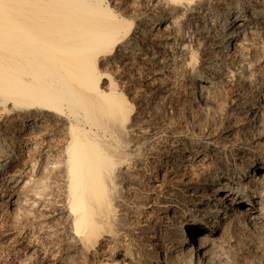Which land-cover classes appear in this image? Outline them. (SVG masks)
Segmentation results:
<instances>
[{
    "label": "bare ground",
    "instance_id": "6f19581e",
    "mask_svg": "<svg viewBox=\"0 0 264 264\" xmlns=\"http://www.w3.org/2000/svg\"><path fill=\"white\" fill-rule=\"evenodd\" d=\"M116 1L0 0V237L43 264L92 257L117 242L121 187L143 181L145 251L119 241L105 260L224 264L226 222L264 239V0ZM170 73L215 131L162 135L136 115L151 83L133 82ZM261 247L241 264H264Z\"/></svg>",
    "mask_w": 264,
    "mask_h": 264
},
{
    "label": "rangeland",
    "instance_id": "374dc122",
    "mask_svg": "<svg viewBox=\"0 0 264 264\" xmlns=\"http://www.w3.org/2000/svg\"><path fill=\"white\" fill-rule=\"evenodd\" d=\"M111 2H113V0H110ZM116 1V0H115ZM140 1H142V3L143 2H145V0H117L116 2V4H111V5H113L112 7H115L114 8V10L115 11H119V9H120V11H121V13H125V12H127V11H130V10H132V8H133V10H137V9H139L140 8ZM128 2V3H127ZM123 3V4H122ZM120 4V5H119ZM135 4V5H134ZM116 5V6H115ZM132 5V6H131ZM137 5H139V6H137ZM131 7V8H130ZM138 7V8H137ZM119 8V9H118ZM127 8V9H126ZM137 8V9H136ZM117 9V10H116ZM124 10H126V11H124ZM252 50L253 49H251L250 50V53L248 54V56L249 57H251L250 59H254L253 57H254V52H252ZM253 53V54H252ZM251 54V55H250ZM253 56V57H252ZM107 68H105L104 69V71L106 70ZM113 70V71H112ZM107 71H109V72H111V73H109V74H111V76L113 77V78H117L116 77V75H118V71H116L115 69H107L106 70V72ZM115 71V72H114ZM125 72V71H124ZM108 73V72H107ZM115 73V74H114ZM128 73V72H127ZM127 73H126V75H127ZM171 74V73H170ZM164 74V75H162L161 77H159V78H156V79H153V78H155V76L153 77V75L152 74H143V78L141 77V79L140 80H138L137 82H133L134 83V85H136V86H134L133 85V87H136V89H138V87H139V89H141L142 88V85L144 84V85H149L150 83V87H152L153 88V91H150L149 90V88L150 87H148V92H147V90H146V92L144 91V93H145V95H144V93H143V97H139V95H137L136 96V99H134V103H133V105L135 106L134 107V110H135V113H136V115H138V113H140L139 115H138V117H140V118H145V119H147V121H149L150 120V122L149 123H151L160 133H162V135H166V133H167V131H169V128L170 127H175V129L177 130V131H179V129L180 130H184V129H187V128H189V127H191L192 125V127H194V123L195 122H193V121H197L196 119H198V115H196V113H199V111H200V109H199V107L197 106V105H195V104H192L193 102L191 101V96L189 95V94H183V90H182V85H181V82H179V81H175L173 78H172V76H173V74ZM150 77H149V76ZM147 76V77H146ZM164 76H166V77H164ZM170 76V77H169ZM151 77H152V79H151ZM169 77V79L167 80V78ZM145 78V79H144ZM161 78V79H160ZM143 79V80H142ZM164 79V80H163ZM171 79V80H170ZM175 81V82H173V80ZM155 80V83L153 82ZM160 80H162V81H160ZM170 80V81H169ZM149 83H148V82ZM151 81V82H150ZM157 81H159V82H157ZM138 85H137V84ZM140 83V84H139ZM147 83V84H146ZM159 83V84H158ZM154 84V85H153ZM171 84V85H170ZM153 85V86H152ZM162 85V86H161ZM178 85V86H177ZM159 86V87H158ZM167 86V87H166ZM176 86V87H175ZM141 87V88H140ZM162 87V88H161ZM169 87V88H168ZM180 87V88H179ZM159 88H161V89H159ZM155 89V90H154ZM167 89V90H166ZM157 90V91H156ZM163 91V92H162ZM176 91V92H175ZM151 92V93H150ZM146 93H150L149 95L148 94H146ZM153 93V94H152ZM147 95V96H146ZM186 95V96H185ZM146 98H145V97ZM149 96V97H148ZM176 96V97H175ZM189 96V97H188ZM226 95H224V97H225ZM138 97L140 98V99H138ZM183 97H185V98H183ZM187 97V98H186ZM223 97V98H224ZM142 98H144V99H142ZM139 100V102H138V100ZM143 101H142V100ZM226 99V100H225ZM141 100V101H140ZM190 100V101H189ZM224 100H225V104L223 103L224 102ZM229 100V98L228 97H226V98H224V99H222V103H221V105H223V108L225 109V108H227L226 106H228V101ZM169 101V102H168ZM137 102V103H136ZM166 104H165V103ZM174 102V103H173ZM182 102V103H181ZM227 102V103H226ZM180 103V104H179ZM192 104V105H190V104ZM136 104H137V106H136ZM146 104V105H145ZM150 105V106H149ZM179 106H180V110H179ZM197 106V107H196ZM190 107V108H189ZM196 107V108H195ZM138 108V109H137ZM184 110H183V109ZM192 108V109H191ZM262 108L264 109V105L262 106ZM262 108H261V111H262ZM137 109V110H136ZM194 109V110H193ZM196 109V110H195ZM155 110V111H154ZM157 110V111H156ZM178 112H177V111ZM199 110V111H198ZM183 111H184V113H183ZM260 111V113H262ZM263 112H264V110H263ZM143 113V114H142ZM182 113V114H181ZM192 114V115H191ZM177 115V116H176ZM184 117H183V116ZM186 115V116H185ZM194 115V116H193ZM262 115H264V114H262ZM143 116H145V117H143ZM150 116V117H149ZM260 116H261V114H260ZM196 117V118H195ZM263 117V116H262ZM191 118L193 119V120H191ZM183 119H185V121L183 120ZM183 120V121H182ZM156 121V122H155ZM182 121V122H181ZM187 121V122H186ZM262 121L264 122V118H262ZM173 122V123H172ZM178 122V123H177ZM186 122V123H185ZM190 122V123H189ZM198 122V121H197ZM202 122V121H201ZM200 121L197 123V125H196V123H195V126H198V127H195L196 129H197V131H203V130H207V128H208V131H215V129L217 128L216 127V125L214 126V124L212 125V124H210V125H208V123H204V121L202 122V123H204V124H202ZM262 122V127L264 126V123ZM171 123V124H170ZM188 123V124H187ZM160 124V125H159ZM166 124V125H165ZM169 124V125H168ZM200 124L202 125V126H200ZM165 125V126H164ZM175 125V126H174ZM184 125V126H183ZM191 125V126H190ZM203 125H205L204 127H203ZM207 126V127H206ZM210 126H212V128L210 127ZM185 127V128H184ZM164 128V129H163ZM182 128V129H181ZM202 128V129H201ZM215 128V129H214ZM160 129H162V130H160ZM210 129V130H209ZM239 133H238V132ZM236 132L239 134H237L236 132H234V135H233V137H234V139L236 138V139H238V138H247V136L249 137V135H251L250 134V132L248 133H246L245 131L243 132H241V130H237ZM236 133V134H235ZM242 133H243V135H242ZM246 133V134H245ZM259 133V132H258ZM258 133H257V131L254 133V141L255 142H259V139H258ZM256 134H257V136H256ZM237 135H238V137H237ZM247 135V136H246ZM258 139V140H257ZM260 144V143H259ZM259 149H260V147H258ZM144 152V151H143ZM141 177V178H140ZM131 178V179H130ZM130 178H126L125 180H143L142 178V176H137L136 178L134 177V176H132V177H130ZM142 184V185H141ZM140 187H142V188H140L139 190H135V189H132V188H129V187H127V188H124V187H121V192L119 193L120 195H121V202L119 203V208L117 207V214H118V216L120 217V216H122V217H118L117 216V218H119V219H117V222H116V225L118 224V226H116V228L119 230V232H118V234L119 235H117V237H116V241L117 242H115V244L113 245H110V247H107L106 249H104L105 247H103V249H102V252H96V253H94L93 255H92V257L91 256H84V257H81L80 255V257L78 256V254H76V255H72V259L70 258V260L68 261V262H66V263H64V264H110L111 263V261L110 260H105V257L104 256H106L107 254H108V252H107V250L108 251H110V249H113L112 247H115V246H118L119 244L121 245L122 243H120V242H122L123 241V244L125 243L126 244V242H127V244L128 243H131L132 242V240H133V242L131 243L132 244V248H134V250L135 251H145V246H146V244H145V240L143 239V238H141L140 236H137V233H136V230H137V227L139 226V224L140 223H143L144 222V219H146L147 218V216H145V215H150V213H146V211L145 210H143L142 208L140 209V208H136V207H134V204H132V203H141V202H143L144 200H145V196H146V194L151 190L149 187H147L146 185H145V183L143 182V181H141V183H140ZM146 189V190H145ZM124 190V191H123ZM130 190V191H129ZM148 190V191H147ZM130 192V193H129ZM134 192H136V193H134ZM141 194H140V193ZM132 193H134L133 194V197H132ZM145 193V194H144ZM136 194V195H135ZM128 195V196H127ZM132 198H131V197ZM136 196V197H135ZM138 196V197H137ZM139 196H140V198H139ZM129 197H130V201H129ZM148 197H150V195L148 194ZM136 198H137V200H136ZM175 200H179L180 199V196L178 195H176L175 197ZM126 199V201H124ZM128 199V200H127ZM143 199V200H142ZM184 200H186V198H184ZM131 202V201H133V202H131V204L129 203V202ZM140 201V202H139ZM145 202V201H144ZM122 203H123V205H122ZM126 203H127V205H126ZM121 206V207H120ZM127 206V207H126ZM131 206V207H130ZM131 208V209H130ZM120 209H123V210H121L120 211V213H119V210ZM137 210V211H136ZM141 210V211H140ZM133 212V213H132ZM3 214H1V211H0V222L1 223H3L4 221V224L6 223L7 225H9V222L11 223V224H13V218H11L10 216V214L9 213H6L5 214V212H2ZM122 213V214H121ZM8 214L10 215V216H8ZM3 215V216H2ZM140 215V216H139ZM5 217V218H4ZM7 217V218H6ZM11 218V219H10ZM7 219H9V220H7ZM122 219V220H121ZM126 219H128V220H126ZM120 222H119V221ZM127 221V222H125V221ZM9 221V222H8ZM232 222H230V223H227L226 222V225H227V227H225V228H228V225H229V232L230 233H228L229 234V238L230 237H232V238H230V240L224 245V247L226 248H223L224 250H226V251H223V253L225 254L226 252H227V254H228V256H227V254L224 256V260L223 261H221V263H223V262H225L226 263V261H228L227 263L229 264H241L244 260H251V259H256V256H257V254H255V253H258V252H255V251H258V250H260L262 247V245L264 244V239L262 240L261 239V237H260V235L259 234H257V233H255V232H252V231H249L247 228H245V227H243L241 224H238L237 223V225L235 224L236 222H234L233 220H231ZM8 222V223H7ZM19 222V221H18ZM23 222H21L20 224H22ZM122 223V224H121ZM234 223V224H233ZM15 224V223H14ZM232 224V225H231ZM3 225V224H2ZM236 225V226H235ZM241 225V226H240ZM123 226V227H122ZM233 226H235V227H233ZM240 226V227H239ZM233 228V229H232ZM121 229H122V232H121ZM125 229V230H124ZM243 229H246V231H244ZM16 230V228H13V230H11V231H15ZM124 230V231H123ZM127 230V231H126ZM135 230V231H134ZM241 230V231H240ZM243 230V231H242ZM235 231V232H234ZM248 231H249V234H250V237H248L249 235H248ZM127 232V233H126ZM234 232V233H233ZM247 232V233H246ZM252 232V233H251ZM129 233V234H128ZM241 233V234H240ZM254 233V234H253ZM127 234V235H126ZM135 234V235H134ZM233 235V236H231V235ZM235 234H236V236H235ZM245 235V236H244ZM256 235V236H255ZM9 236V237H8ZM11 236H13V237H11ZM123 236H125V237H123ZM128 236V237H127ZM133 236V237H132ZM239 236V237H238ZM8 237V238H7ZM15 234H9V235H7V236H1L0 237V264H22V263H24V264H43L42 263V261L37 257L36 258V256H30V259H29V255L27 256V254H26V252H25V250L23 249V248H21L20 246V249H19V247L17 248V250H16V246H15V243H12L14 240H15ZM123 237V238H122ZM135 237V238H134ZM237 239H236V238ZM244 237V238H243ZM257 237V238H256ZM258 237H260V238H258ZM12 238V239H11ZM14 238V239H13ZM127 238H128V240H127ZM137 238V239H136ZM139 238V239H138ZM249 238V239H248ZM6 239V240H5ZM120 239V240H119ZM234 239H236V240H234ZM254 239H255V241H256V243L254 242ZM260 241H259V240ZM130 240V241H129ZM136 240V241H135ZM139 240V241H138ZM141 240H143V241H141ZM242 240V241H241ZM243 240H246V242L245 241H243ZM263 242H262V241ZM4 241H5V243H4ZM120 241V242H119ZM237 241V242H236ZM250 241V242H249ZM253 241V242H252ZM259 241V242H258ZM137 242V243H136ZM239 242V243H238ZM242 242L244 243V244H242ZM248 242V243H247ZM260 242H262V243H260ZM3 243V244H2ZM118 245H117V244ZM143 243V244H142ZM236 243H238V244H236ZM250 243V244H249ZM257 245V247H255V244ZM12 244V245H11ZM138 244H139V246H138ZM228 244V245H227ZM232 244V245H231ZM234 244H235V246H234ZM246 244V245H245ZM252 244H254V245H252ZM145 245V246H144ZM240 245V246H239ZM261 245V246H260ZM135 246V247H134ZM231 248H230V247ZM234 246V247H233ZM243 246H244V248L246 249H244L243 248ZM246 246V247H245ZM259 246V247H258ZM137 247H139V248H137ZM236 247V248H235ZM250 247H251V249H250ZM255 247V248H254ZM261 247V248H260ZM110 248V249H109ZM230 248V249H229ZM233 248V249H232ZM240 248V249H239ZM249 248V249H248ZM258 248H260V249H258ZM238 249V250H237ZM254 249H256L255 251H253L252 252V250H254ZM12 250H14V251H12ZM16 250V251H15ZM20 250V251H19ZM23 250H24V252H23ZM104 250V251H103ZM249 251V253L251 254L252 253V256L249 254V253H247L248 251ZM19 251V252H18ZM106 251V252H105ZM17 252V253H16ZM105 252V253H104ZM231 252V253H230ZM255 252V253H254ZM2 253V254H1ZM12 253V254H11ZM24 253L26 254V257L25 258H27V260L24 258ZM72 254H74V252L72 253ZM106 254V255H105ZM223 254V255H224ZM237 254V256H235ZM254 254V255H253ZM232 255V256H231ZM234 255V256H233ZM246 255V256H245ZM5 256V257H4ZM75 256V257H74ZM243 256V257H242ZM248 256V257H247ZM18 257H19V259H18ZM77 257V258H76ZM234 257V258H233ZM241 257H242V260H241ZM247 259H246V258ZM74 258V259H73ZM80 258V259H79ZM82 258H84L83 260H82ZM88 258V259H87ZM90 258V259H89ZM233 258V259H232ZM236 258V259H235ZM239 258V259H238ZM243 258H245V259H243ZM22 259H23V262H22ZM238 259V260H237ZM18 260H20V263H19V261ZM26 260V261H25ZM30 260V261H29ZM73 260V261H72ZM226 260V261H225ZM236 262H235V261ZM25 261V262H24ZM231 261V262H230ZM234 261V262H233ZM240 261V262H239ZM18 262V263H17ZM72 262V263H71ZM110 262V263H109ZM239 262V263H238ZM224 263V264H225Z\"/></svg>",
    "mask_w": 264,
    "mask_h": 264
}]
</instances>
